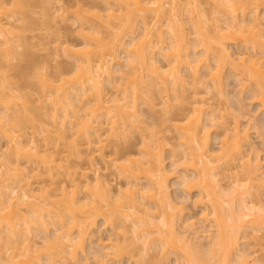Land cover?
<instances>
[{
    "label": "bare ground",
    "instance_id": "obj_1",
    "mask_svg": "<svg viewBox=\"0 0 264 264\" xmlns=\"http://www.w3.org/2000/svg\"><path fill=\"white\" fill-rule=\"evenodd\" d=\"M210 2L214 3V13H220L219 16L222 17L215 16L221 25L218 23L215 25L216 21L210 23L214 17L211 16L210 18L209 14H205L200 0L189 1L185 6L190 19L193 20V27L197 28L198 36L200 35V38L198 37L200 40L197 39L199 42L197 41L198 43L195 45H203L201 51H194L195 46L187 40L184 11L180 10V4L183 3L180 0H169L170 4L167 0H101L100 3H91L89 7L82 4L87 8L79 5L81 6L77 11L79 15L76 14L79 17V22L80 20L82 22L79 24L77 19L74 22H78L77 24L80 25H78L80 28L77 26L76 30L80 31L81 37H84L82 38L84 44H77L78 42L77 45L71 44L61 38L59 40L61 42L58 41L59 44L54 46L57 51L61 50L69 58L74 59L73 63L76 64L74 69L76 67L78 71L76 70L75 77L69 78L64 76V73L71 71L69 69V71L61 72L64 75L57 74L56 76L61 77L57 78V81L61 80L60 84L48 83V80L51 81L48 76L47 78L50 79L45 80L47 86L52 84L49 86L56 89L52 93L53 96L56 95V97L54 96L55 99H49L53 105H51L53 109H50L53 111L51 114L48 113L50 117L47 116L50 121H47L46 126L41 127L43 131H47L45 135H49L47 139L44 136L47 143H40L37 131L28 133V125L35 122V116L31 108L32 105H27L26 101L21 107L17 106L19 103L17 100L24 98L23 94L15 93L17 92V85L12 84L15 87L10 85L9 88L8 85H5L6 89L4 86L0 88V104L3 107L0 108V139H5L4 146L2 147L0 144V264H44V261L45 264H92L84 252V255L87 256L80 260L78 250L84 251L89 236L97 232L95 228L99 219H104V224L111 227V233L105 240L102 237L103 234L98 235L96 239L92 236L98 250L94 249L96 253L93 251L91 257H94V261L98 262L97 264H123V255L126 253H129L131 259H134L135 264H141L139 257L148 255L150 249L155 252V249H167L166 254L168 255L174 251L178 253L174 262L168 261L165 264H180L181 262L183 264H211L215 261H217L215 264H251L252 258L249 259L248 254L246 256L241 251L238 252L240 240L242 241L245 237L243 235L241 237L240 233L243 234V227L246 232L252 230L245 235H251L250 237H253L254 241L250 240L254 243H257L255 239L259 241L262 239L259 232L264 229V202L260 200L261 198H257L259 194L256 195L257 197L255 196L256 198H252V194L253 192H255L254 194L257 193L256 189L264 188V169L259 157L251 156L250 151L246 154L248 143H251L248 135L250 129L244 125L245 128L240 126V118L234 119L233 124L231 122L226 124L227 116L223 112L220 115L217 112L219 109L216 110L209 106L208 102L206 103L205 100L195 96V100H200L197 101L198 103H194L193 110L196 112L186 117L184 121H180L179 126L182 129L181 135L179 134L181 136L180 143L178 146H171L172 165L174 168L182 167V170L176 169L177 171L170 172L165 166L166 158L164 156V146L170 145V142L164 139L165 143L161 141V138L167 134L160 135L161 131L158 134L151 131L147 132L150 125L144 121V117L141 118V121L138 116L140 110L137 109L136 101L139 96H142L145 98L142 100L147 101L148 104L146 101L145 104L149 108L151 107V110L160 107L164 110V115L171 112L168 117L167 114L165 115L167 117L165 120L173 122L176 114L175 116L172 114L169 105L170 109H168L167 103L171 101V97L169 98L171 94L168 91L170 92L169 88L171 91L175 89L176 94L173 92V95L178 96H174L175 100L182 96L177 95L178 92L180 94L177 89L180 90V86H184V78L179 69V65L184 63V65L189 66L187 68L190 69L191 67L190 70L194 71V76L201 74L200 70L203 67L205 69L203 74L206 77L208 75L209 80H207L210 87L219 92L223 91L224 67L226 64H230L233 71H239V75L237 74L239 79L241 77L243 82L250 81V84L256 86L253 90V92L257 90L254 92V94L256 93L254 99L259 101L260 108L264 111V52L262 55L264 50L260 51L259 56L258 49H255L256 45L259 47V43L264 41L260 38L261 34L264 36V9H261L262 14L259 12L260 6L264 5V0H210ZM4 4L5 0H0V38L2 37V40L0 39L2 44L0 45H6L1 50V53L3 51L2 60L5 64L8 62L11 65L18 54L22 53H18V50L24 48L22 44L24 42H20L22 37L19 40L17 38L20 33L17 36L18 34L13 31L15 30L13 27L18 26L19 21L24 18L17 17L18 14H14V12H8ZM167 4L170 5L169 8L166 7ZM58 6L56 5L57 9L55 8L54 15L59 13L61 16V11H66V6L64 5V10L61 4ZM240 14L242 20L239 18V16L241 17ZM249 15L251 17L248 18ZM62 20L64 21V18ZM83 20L89 24L85 25ZM223 20L225 24L222 23ZM96 21L100 24H97ZM247 21L251 22V24L249 22L250 26L247 25ZM135 22L142 23V27L144 26L143 34L140 32L142 37L140 36L138 41L136 39L139 36L133 38ZM246 25L248 28H244ZM100 26H108L111 31L104 35ZM166 29L170 33L172 43H167V38L164 36L167 34ZM8 31L15 34L11 33L12 37H10ZM6 32L8 33L6 34ZM130 33L132 38H129ZM14 35H16L17 42L13 38ZM257 38H260V41ZM229 39L235 40L237 43L241 41V44L244 42L245 45H248V41H253V48L246 46L247 50H238L239 54L235 57V52L229 50ZM21 40L23 41V39ZM187 41L192 45L195 54L190 53L191 46ZM244 44L243 46H245ZM121 47L126 51L127 64L123 66L122 62H118L121 65L115 67L116 63L114 62L120 61L119 50ZM250 49L254 50L253 53ZM156 54V57L158 55L164 57V62L167 63L158 62L155 59ZM200 54L201 56H199ZM212 61L214 64L211 63ZM126 67L134 69V71L125 72ZM125 76L127 77L125 78ZM123 78H125L124 83L126 81L127 83L125 88L123 87L124 91H122L121 96L106 92V85L111 84L110 86L114 89L122 84L119 82ZM51 95L46 97L50 98ZM159 97L163 100H158ZM48 98L44 97L43 103L37 109L41 111L49 107ZM90 107L93 108L91 112H89L90 110L87 111ZM216 112L219 114L218 116ZM39 114H42V111ZM44 114L48 115L47 110L44 111ZM134 117L136 121L140 119L137 124L133 120ZM116 118L122 120L121 125L118 124L119 121ZM175 120L174 127H178L176 125L178 121L176 120V123ZM105 123L114 124L110 128L113 130L112 133L116 134L112 136H116L117 140V135L126 134L125 136H128L131 127L132 129L138 127L142 129V132H146V135L142 136L143 139L141 138L143 150L140 148V156L142 158L129 157V159L117 164L115 158H112L111 162L106 155L99 154L105 169L108 170L114 163L118 170L117 175L127 179L126 185L119 186L118 189L111 188L108 174L107 180L105 177L103 178L106 173L102 175L99 172L102 167L100 168L101 161L98 160L99 158L97 159L98 153L103 152L107 146V143L104 142L105 135L103 133L107 132L104 129L107 125ZM215 125L220 129L222 127L221 130L224 131L223 137L220 132L222 147L218 150L221 151L219 154H216L210 146V129ZM128 126L130 129L127 131ZM170 130L168 129L169 132H172ZM217 132L219 133L218 129ZM26 135L31 137L28 138ZM50 136H54L53 140L55 138L59 141L63 140L61 142H64L66 148L64 146L65 149L63 147L58 149L57 143L56 145L53 144L54 148L51 147L52 140L50 139L52 137L49 138ZM78 136H81L82 140ZM42 154L46 156L44 157ZM31 156L32 158L34 156L41 158L38 166L31 168L34 169L35 175L32 177L29 175L31 171H26L24 162L21 163L24 158ZM71 157H75L76 161H72ZM59 159L61 161H58ZM83 164L86 165L83 166ZM217 168L221 174L216 171ZM241 168L242 171L239 172ZM36 169H38L37 174ZM92 170L94 172H91ZM142 171L144 175L141 174ZM241 173L245 176H242L244 177L243 180ZM218 174L222 175L221 179H227L226 183L229 179L230 182L228 183L230 188L233 185L232 189H229L228 185L220 183V179H217ZM174 175L184 184L185 190L191 191L197 187L200 195L198 198L202 200V203L205 200L204 210L202 209L203 213L201 214L207 221L209 228L203 230L207 233L206 235L203 231L200 232L211 239L209 242L211 247L208 252L207 249L206 251L203 250L204 255L201 254L202 252L198 256L193 254L191 251L193 248L191 249L190 245L191 240H188V234H186L187 229L192 227L191 232H194L193 234L197 238L198 235L201 236L195 221L188 220V226L184 224V227L181 226L182 228L177 226L178 205L169 194L166 184L168 177ZM58 176L62 178L55 179ZM33 177H39V180L33 183L30 181L32 180L30 178ZM142 179L146 182L144 183ZM45 180L51 181V183L47 181L49 185H46ZM56 181L61 185L58 184L57 188H51L52 184L57 183ZM16 183L17 185L19 183L21 188L20 185L16 187ZM18 188L20 189L18 190ZM252 188H255L254 191ZM54 189L56 191L59 189L60 194L58 191L55 193ZM248 196L251 199L248 200ZM54 197L56 198L54 199ZM223 197L227 198L223 199ZM203 198L206 199L203 200ZM46 214L49 216L47 217ZM130 221L132 224H130L131 226L128 224V227L127 223ZM188 221L184 220L183 223ZM50 223L56 225L53 227L55 232L53 231L54 234L51 235V239L50 235L45 233L50 230V225H53ZM117 223L120 225L117 226ZM120 227L124 228L123 231L119 230ZM184 228L185 230H182ZM247 228H249L248 231ZM38 229H40L39 232H37ZM128 230L132 231L133 234L129 235ZM40 232L45 236L47 235L46 238L48 239H45L48 243L45 242L44 238H42L44 241L39 243L40 238L37 235ZM42 237L44 236L42 235ZM202 239L201 241H203ZM48 240H52L53 243L51 241L49 243ZM37 243L44 244L46 248ZM260 243L262 242L260 241ZM138 245L141 248L136 251ZM93 247L95 246H92V249ZM3 248L6 252H3ZM41 253L45 255V258L41 256ZM208 253L211 254L209 257H216L217 260L214 259V261L211 257L210 259L207 256ZM178 255H181L184 261H181L182 258ZM144 257L142 256V258ZM207 258H209L208 261ZM152 260L154 261L155 258ZM152 260H149V263L153 264ZM210 260H212L211 263H209ZM263 262L257 264H263ZM156 263L161 264L162 262Z\"/></svg>",
    "mask_w": 264,
    "mask_h": 264
},
{
    "label": "rangeland",
    "instance_id": "obj_2",
    "mask_svg": "<svg viewBox=\"0 0 264 264\" xmlns=\"http://www.w3.org/2000/svg\"><path fill=\"white\" fill-rule=\"evenodd\" d=\"M59 1H61V2H59ZM168 1V4H170L169 3V0H167ZM183 4H180V10L181 11H184V22H185V27H186V29H185V32H186V34H188L187 35V40H189V42L192 44V45H194L195 46V48L196 49H194V51H199L202 47L201 46H203V45H201V46H197V45H195L196 43H198L199 42V38H200V35L198 36V31H196L197 30V28L195 29L193 26V24H192V21L193 20H191L190 19V17H189V14L187 13V9L185 8V6H187V2H189V1H192V0H180ZM206 1V2H205ZM96 2H101V0H5V6H6V8H7V11L8 12H10V13H13L14 12V14H18V15H16L17 17H19L20 16V18L21 17H23L24 19H22V21H19V25L18 26H15V28L13 27V29H15V30H13L16 34H18L17 36H19V33H20V36L19 37H17L18 38V40H19V38L20 37H22L21 39H23V41L20 39V42L22 43V42H24V43H22L23 44V47L24 48H22L21 50L19 49L18 51V53H20V52H22V53H20V54H18V57L12 62V64L11 65H9L8 64V62H7V64H5L4 63V60H2V55H3V51H2V53H1V50H3V48H4V46H6V45H0V88L2 87V86H4L5 87V89L7 88L5 85H8V88L10 87V85L11 86H13V87H15L14 85H12V84H16L17 86H16V88H17V92H15V93H17V94H23L24 95V98L22 99V100H17V102H19L18 104H17V106H19V107H21V105L24 103V101H26V103H27V105L29 104V105H32L31 106V108H32V110H33V115L35 116V122L33 123V124H30V125H28V128H27V131H28V133H33L34 131H37V136H38V140H40V143H47L46 142V140L44 139V136H46L45 134H47L45 131H43L42 129H41V127L42 126H46L48 123H47V121H50V120H48V118L50 117L49 115L51 114V112L53 111H51L50 109H53V105L51 104V102H50V100L51 99H55V97H56V95H54L53 96V94L52 93H54L55 92V87L54 88H52L53 86H49V85H52V84H49L48 86L45 84L46 82H45V80H48V79H50L51 78V81H49L48 80V83H55V84H60L61 83V80L60 81H57L58 79V77H60V76H56L57 74H59L60 75V73L63 71H67L68 69L69 70H71V71H69V72H67V73H64V74H62V75H64L65 77H75V73H77L76 72V67H75V69H74V66H76V64H75V62L73 63V61H74V59L72 60V58L70 57H68L67 55H65L61 50V52L60 51H57L55 48H54V46H57V45H55V44H59L61 41H59V40H61V38L63 39V40H66V42L68 41V43H71V44H76L77 42V44H79V43H82V44H84L83 43V39L82 38H84L83 36L81 37V35H79V32L76 30L80 25L79 24H81V20H80V22H79V20H78V15H79V13H77V11L79 10V7H81V6H83V5H87V7H89V5H91V3H96ZM200 2H201V5H202V9H204V11L206 12L205 14H209L210 15V18H211V16H213L214 17V20H212V22H210V23H213V21H216V23H215V25L218 23L217 22V18L215 17V16H219V14L220 13H214L215 11H214V3L213 2H210V0H200ZM63 3V4H62ZM21 4H24V5H21ZM62 5L63 6V10L65 9V6H66V11H61L62 12V15L64 16H60L59 15V13H58V15H54V13H55V10L57 9L56 8V5L58 6V5ZM83 4V5H82ZM168 4L166 5V7L167 8H169L170 7V5L168 6ZM185 4V5H184ZM264 4V3H263ZM65 5V6H64ZM79 5H81V6H79ZM104 5V4H103ZM59 7V6H58ZM83 7H86V6H83ZM86 7V8H87ZM56 8V9H55ZM264 9V5H262V6H260V9H259V12L262 14L263 13V11L262 10ZM60 12V13H61ZM79 12H81V11H79ZM201 12H203V11H201ZM66 14V17H65V14ZM78 15H77V14ZM82 13H83V11H82ZM9 14V13H8ZM76 15H77V18H75L76 17ZM241 15V14H240ZM7 16V15H6ZM68 16V17H67ZM220 17V16H219ZM248 18L249 17H251L250 15L249 16H247ZM61 18V19H60ZM64 18V21L62 20ZM67 18H68V20H67ZM216 18V19H215ZM220 18H222V17H220ZM220 18H218L220 21H222V19H220ZM239 18H240V20H242L243 18H242V15H241V17L239 16ZM77 19V21L79 22V24H77V23H75L74 21ZM105 20H106V18H105ZM117 20V19H116ZM250 20V19H249ZM84 21V20H83ZM99 21V20H98ZM138 22H139V20H137ZM136 21V22H137ZM210 21V20H209ZM219 21V22H220ZM85 22V21H84ZM100 22V21H99ZM97 23V21H96V23L97 24H100V23ZM135 22V28H134V33H133V38H134V36L136 37H138V39H136L137 41L138 40H140V36H141V33L140 32H142V34H143V31H144V26L142 27V23H136ZM141 22V21H140ZM250 22V21H249ZM249 22L247 21V25H249L250 26V24H251V22H250V24H249ZM75 23V25H72V24H74ZM87 23L88 22H85L84 24L85 25H87ZM222 23H224V20H223V22ZM241 23H242V21H241ZM89 24V23H88ZM219 25H221V22L220 23H218ZM217 24V25H218ZM225 24V23H224ZM79 25V26H78ZM103 25H105V24H103ZM247 25H246V27H244V28H248L247 27ZM75 26H76V28H75ZM78 26V27H77ZM101 27V30H102V33L104 34V35H106L108 32H110L111 31V29L108 27V26H100ZM108 27V28H107ZM80 28V27H79ZM218 29H219V26H218ZM81 30V29H80ZM248 30V29H247ZM83 32H84V30H82ZM88 31V30H87ZM86 31V32H87ZM90 31V30H89ZM9 32V33H8ZM8 32H6V34L8 33L9 34V36L10 37H12V34H15V33H13V32H11V31H8ZM165 32H167V29L165 30ZM247 33H248V31H246ZM12 33V34H11ZM11 34V35H10ZM82 34V33H81ZM89 34V33H88ZM110 34V33H109ZM135 34V35H134ZM140 34V35H139ZM83 35V34H82ZM262 35V34H261ZM260 35V38H262L263 40H264V36H261ZM264 35V34H263ZM8 36V37H9ZM15 37H13L14 38V40L17 42V38H16V35H14ZM108 36V35H107ZM164 36H165V38H167V43H169V42H171L172 41V39H171V36H170V33H168L167 32V34L165 35L164 34ZM106 37V36H105ZM108 37H110V36H108ZM107 37V38H108ZM136 37V38H137ZM142 37V36H141ZM199 37V38H198ZM2 38V37H1ZM0 38V39H1ZM4 38V37H3ZM65 38V39H64ZM129 38H132L131 37V33H130V36H129ZM260 38H257L258 39V41H260L259 39ZM58 39V40H57ZM170 39H171V41H170ZM197 39H199V40H197ZM2 40V39H1ZM0 40V41H1ZM4 40H5V38H4ZM13 40V41H14ZM55 40H56V42H55ZM85 40V39H84ZM130 40V39H129ZM249 40H251V39H249ZM58 41H59V43H58ZM86 41V40H85ZM198 41V42H197ZM230 41V42H229ZM229 41H228V47H229V50L231 51V52H235L234 53V56L235 57H237V55L239 54L238 52L239 51H243V50H247V48H246V46L248 47V48H253L252 46H253V41L251 42V41H248L247 42V44L249 45H245L244 44V42L241 44L240 42L241 41H238V43H237V41H235V40H231V39H229ZM19 42V41H18ZM188 42V41H187ZM188 42V44H190ZM263 43H259V47L256 45V47H255V49L257 50V51H259V52H257V51H255V52H257V53H259V56H260V51H262V50H264V41H262ZM172 43V42H171ZM236 43V44H235ZM250 43H252V44H250ZM0 44H2L1 42H0ZM76 44V45H77ZM189 45V46H191V50H190V53L191 52H193V47H192V45ZM200 44V43H199ZM238 44H239V46H238ZM241 44V45H240ZM243 44L245 45V46H243ZM24 45H26V46H24ZM169 45H171V44H169ZM255 45V44H254ZM166 46H168V45H166ZM197 46V47H196ZM261 47V48H260ZM244 48V49H243ZM246 48V49H245ZM121 50H119V54H120V56H119V58H120V61H117V62H114V63H116L114 66L115 67H118L119 65H121V64H123V66H126V64H127V61H126V51H125V49L124 48H120ZM242 49V50H241ZM125 52H124V51ZM239 50V51H238ZM249 50V49H248ZM251 50V52L252 51H254L253 49H250ZM201 51V50H200ZM58 52H60V53H58ZM254 52V53H255ZM263 52L264 51H262V55H263ZM194 54H195V52H193ZM201 53V52H200ZM232 53V54H233ZM237 53V54H236ZM253 53V52H252ZM158 54V53H157ZM157 54L155 55V59H157V61L158 62H161L162 63V61L164 62V57H162L161 55H158V57H156L157 56ZM258 55V54H257ZM199 56H201V54L199 55ZM199 56H198V58H199ZM4 57V56H3ZM211 57H212V55H211ZM210 57V59L212 60V58ZM163 58V59H162ZM4 59V58H3ZM165 59H166V57H165ZM6 61V60H5ZM118 62H122L121 64H119ZM113 63V64H114ZM164 63H167V62H164ZM163 63V64H164ZM195 63V62H194ZM211 63H213L214 64V61H212ZM75 64V65H74ZM185 64V63H184ZM184 64H182V65H179V69H180V73H181V75H182V77L184 78L183 80H184V86H180L181 88H180V90L179 89H177L178 91H180V94H179V92L177 93V95H182V96H179L180 98H177L176 100H175V97H178V96H175V95H173L174 93L173 92H175V89L173 90V91H171V88H169V90H170V92L168 91V93L169 94H171V96L169 95V98H170V100L172 101V103H171V101H170V103L168 102L167 103V106L169 105L170 107H171V111H172V114L175 116V114H176V116H175V118H176V120L178 121V123H177V121L175 120V118H174V120L176 121V125H178V127H174L175 126V123H174V120H173V122L172 121H169V120H165L167 117H168V115H170L171 114V112H168V113H166L167 114V117L164 115V110L163 109H161L160 107L159 108H155V109H153V110H151L146 104H145V101H143L145 98H143L142 96H139V99L136 101V103H137V109H139L140 111V115H138L139 117H140V119L142 118V117H144V121L145 122H147L148 123V125H150L149 126V128H148V131L147 132H153L154 134L155 133H159V131H161V133H160V135L161 134H167V135H164L162 138H161V141H169L170 142V145L169 144H167V146L169 145V147H167L166 145L164 146V156H165V161H166V163H165V166H166V168H168L167 170L168 171H170V172H172L173 170L174 171H179V170H182V167H176V168H174V166L172 165V162L171 161H173L172 159V154H171V146H178L179 145V139H180V137L181 136H179V134L181 135V132H182V129H181V127L179 126L180 125V121H184L185 120V118L186 117H188V116H191V115H193L196 111H194L193 110V106H194V103L196 104V103H198L199 101L198 100H195L197 97H200L201 98V100H205L204 102H208V105L209 106H211V107H213V108H215L216 110L217 109H219V111H217L220 115L222 114V112L227 116L226 117V119L227 120H225V121H227V123L226 124H228V123H232V121L233 122H235L234 121V119H237V118H240L239 120H240V126L241 127H248V129H250V130H248L249 131V140H250V142L251 143H248L247 145H248V149H246V147H245V149H246V151L248 150V152H246V154H248V153H250L251 152V156H253V157H259V159H260V161H261V164H262V168L264 169V111L262 110V108H260V103H259V101H257L256 100V98L254 99V96H255V94H254V92L255 91H257V90H255L254 92H253V90L255 89V87L256 86H254V84H250V81H248V79L246 80L245 79V76H243V78L246 80V81H248V82H243V79H241V77H240V79H239V71H237V72H235V71H233L232 70V66L230 65V64H226L225 65V67H224V74H223V77H224V80L222 79V83L224 82V85H222V92H219V91H216L214 88H211L210 87V83H209V79H208V75H207V77L206 76H204V74H203V72H205V69L202 67V69L200 70V73L201 74H199L198 76L196 75V76H194V74H193V70H190L191 69V67H190V69L189 68H187V67H189V66H186V65H184ZM118 65V66H117ZM114 67V68H115ZM78 71V70H77ZM129 72V73H131V72H133L134 71V69H131V68H127L126 67V71L125 72ZM117 73V72H116ZM126 74V73H125ZM193 74V75H192ZM238 74V75H237ZM206 75V74H205ZM241 75V74H240ZM47 76L48 77H50V78H47ZM55 76H56V78H55ZM44 77V78H43ZM63 77V76H62ZM127 76H125V78H126ZM46 78V79H45ZM61 78V77H60ZM125 78H123V79H121L122 81H120L119 83H122V84H120L119 86H117L116 88H114L113 89V87L112 86H110L108 83V85H106V92H108L109 94H111V93H116V95L118 94V96H121L122 95V91H124L123 89L125 88V86H126V83H127V81H126V83H124V79ZM208 79V80H207ZM56 82H55V81ZM127 80V79H126ZM242 81V82H241ZM248 83V84H247ZM117 84V83H116ZM118 85V84H117ZM170 85V84H169ZM169 85H168V87H169ZM243 85L245 86L244 88H243ZM116 86V85H115ZM171 86V85H170ZM247 86V87H246ZM3 87V88H4ZM108 87V88H107ZM124 87V88H123ZM172 87V86H171ZM250 87V88H249ZM252 87H254L253 89H252ZM16 88H14V89H16ZM8 90V89H7ZM221 91V90H220ZM9 93H10V91H9ZM52 94V95H51ZM164 94V93H163ZM175 94H176V92H175ZM7 94H5V96H6ZM22 95V96H23ZM51 95V97L50 98H48L49 96ZM115 95V94H114ZM173 95V96H172ZM8 96V95H7ZM42 96H44L45 98H48V101L50 102V106H51V108H50V106L49 107H47L45 110L43 109V110H41L42 111V114H39V113H41V111L39 110V109H37L38 108V106L41 104V103H43L42 102V99H43V101H44V97L42 98ZM46 96H48V97H46ZM175 96V97H174ZM195 96H196V98H195ZM9 97V96H8ZM8 97H6V98H8ZM174 98V99H173ZM203 98V99H202ZM50 99V100H49ZM53 99V100H54ZM143 99V100H142ZM158 100H163V99H160V97L158 98ZM157 100V101H158ZM143 101V102H142ZM198 101V102H197ZM55 102V101H54ZM54 102H53V104H54ZM159 102V101H158ZM143 103V104H142ZM146 103H147V101H146ZM14 104V103H13ZM139 104V105H138ZM148 104V103H147ZM3 105V104H2ZM13 106V105H12ZM14 106H15V104H14ZM139 106V107H138ZM150 106V105H149ZM169 106H168V109H170L169 108ZM198 106V105H197ZM158 107V106H157ZM173 107V108H172ZM196 107V106H195ZM0 108H3L2 106H1V104H0ZM91 108V109H90ZM90 108H88L87 109V111L88 110H90L89 112H91V110L93 109L92 107H90ZM37 109V110H36ZM1 110V109H0ZM47 110V114L48 113H50V114H48V115H46V114H44V111H46ZM162 112H161V111ZM139 112H138V114H139ZM217 112H216V114H217ZM206 113H207V111H206ZM204 114V113H203ZM219 114H217V116L219 115ZM33 116V117H34ZM47 116H49V117H47ZM172 116V115H171ZM206 116V115H205ZM237 116V117H236ZM166 117V118H165ZM120 118V117H119ZM136 118H137V116H136ZM136 118L134 117V119L133 120H135L136 121ZM169 118H172V117H169ZM116 119H118V118H116ZM139 119V118H138ZM140 119L139 120H137V121H140ZM34 120V119H33ZM32 120V121H33ZM132 120V121H133ZM118 124L120 123V125H121V121L118 119ZM137 121L135 122V124H137ZM141 121H142V119H141ZM206 123H208L207 121H205ZM220 122V121H219ZM139 124H140V122H138ZM147 123H146V125H147ZM171 123V124H170ZM105 124H107V123H105ZM104 124V125H105ZM117 124V123H116ZM117 124V125H118ZM144 124V123H143ZM174 124V125H173ZM233 124V123H232ZM27 125V124H26ZM103 125V126H104ZM108 125H109V127H108ZM114 124H107V125H105V127H104V129L107 131V132H103L104 133V135L106 136H104V142H105V144L107 145L106 146V149H104V151L103 152H101V153H98V157H97V159L98 160H100L101 159V157H100V155L103 153L104 155H106L107 156V158H110V160L112 159V158H115V161H116V163L117 164H120V163H122L123 161H125L126 159H129V157H131V158H133L134 156L135 157H137V158H140L141 156V152H140V148H141V138H142V136L143 135H146V132H142V129L141 128H138L137 127V125H135L137 128H133L132 129V127H131V129H130V127L128 126V128H127V131H128V136H125V135H123V136H119V135H117L118 136V140H117V137L116 136H112V135H116V134H114V132L112 133V128H110V126H113ZM133 125V124H132ZM142 125V124H141ZM141 125H138V126H141ZM244 125V126H243ZM134 126V127H135ZM171 126V127H170ZM219 126H222V125H219ZM214 127V126H213ZM212 127V129H210V133H211V136H210V146H211V148H212V150L216 153V154H219L221 151H218L219 149H221V147H222V144H221V135H222V137H223V132H222V127H221V129H220V127H218V126H216L215 125V127L213 128ZM218 127V128H217ZM244 127V128H245ZM147 128H146V130H147ZM134 129H136V130H134ZM168 129H171L170 131H172V132H169L168 131ZM181 129V130H180ZM217 129H218V131H219V133L217 132ZM109 130V131H108ZM123 130V129H122ZM145 130V129H144ZM224 130V129H223ZM68 131V130H67ZM165 131V132H164ZM166 131H168V133H166ZM123 132V131H122ZM125 132V131H124ZM123 132V133H124ZM178 132H180V133H178ZM220 132H221V135H220ZM126 133V132H125ZM143 133H145V134H143ZM217 133V134H216ZM149 134V133H148ZM151 134V133H150ZM153 134V135H154ZM219 134V135H218ZM29 135H31V134H29ZM219 137H218V136ZM28 138H30L31 136H28V135H26ZM36 136V137H37ZM49 136V135H48ZM48 136H46L45 138L47 139L48 138ZM178 136H179V138H178ZM52 137V139H50V140H52L51 141V147H53L54 148V145H56V143L58 144V145H56V147L58 146V149L60 148V149H62V147L64 148V142H61V141H63V140H61V141H59V140H56V138H55V140H53L54 139V136H50L49 138H51ZM79 138H81V140H82V137L81 136H78ZM106 138H107V140H106ZM115 138V139H114ZM143 139V138H142ZM164 139V140H163ZM1 141V145H2V147L4 146V144H5V139H0ZM49 140V139H48ZM49 140V141H50ZM78 140H80V139H78ZM80 140V141H81ZM165 141H164V143H165ZM168 142V143H169ZM50 144V143H49ZM54 144V145H53ZM65 144H67V142L65 141ZM109 144V145H108ZM59 145H60V147H59ZM56 147H55V149H56ZM53 148H51V149H53ZM65 148H66V146H65ZM64 148V149H65ZM94 148H96V147H94ZM244 149V150H245ZM141 150H143L142 148H141ZM114 151V152H113ZM115 151H116V153H115ZM250 151V152H249ZM43 152H45V151H43ZM66 154V153H65ZM100 154V155H99ZM180 154H181V152H180ZM44 157L46 156L45 154H42ZM143 155V154H142ZM41 156V155H40ZM40 156H38V157H40ZM58 157V156H57ZM134 157V158H135ZM28 158H30V159H28ZM43 158V157H42ZM60 158V157H59ZM142 158V157H141ZM172 158V159H171ZM176 158H178V157H176ZM179 158H180V156H179ZM25 159H28L27 161L25 160ZM41 158H36V156H34V158H32V156L31 157H26V158H24L23 160L24 161H21V163L22 162H24V164L23 165H25V167H26V171H28L29 170V172L31 173H29V175H31V177H32V175H34V169H31L33 166L35 167H37L38 166V162L40 161L41 162V160H40ZM61 159V158H60ZM58 160V161H61V160ZM71 160L72 161H76L75 160V157H71ZM70 160V161H71ZM109 160V161H110ZM253 160H254V158H253ZM101 161V160H100ZM107 161H108V159H107ZM241 161V160H240ZM240 161H238L239 163H240ZM111 162H112V160H111ZM237 162V163H238ZM57 163V162H56ZM73 163H75V162H73ZM77 163V162H76ZM186 164H187V162H186ZM84 165H86V164H83V166ZM100 168L102 167L103 169H105V167H103L102 165H104L103 164V162L101 161L100 162ZM116 164H112V166L111 167H109V169L107 170V169H105V170H103L102 168L100 169V173L103 175L104 173H106V174H104V176H103V178L105 177V179H107L108 177H107V174H108V176H109V180H110V182H111V184H110V186H111V188H113V189H118L117 187H119V186H124V184L126 185V178L124 177V176H121V175H117V173H118V170H117V168H116V166H115ZM233 165H235V164H233ZM105 166V165H104ZM33 167V168H34ZM171 168H174V169H171ZM219 168V167H218ZM217 168V170L216 171H219V169ZM222 168V167H221ZM177 169V170H176ZM223 169V168H222ZM240 169V168H239ZM37 170L38 169H36V174H37ZM56 170V169H55ZM54 170V171H55ZM106 171V172H105ZM215 171V172H216ZM242 171V168H241V170H239V172H241ZM91 172H94V170H92ZM141 172V171H140ZM190 173H191V171H189ZM220 172V174H221V171H219ZM238 172V173H239ZM56 173L58 174V172L56 171ZM144 172L142 171V173L141 174H143ZM56 174V175H57ZM92 174V173H91ZM179 174V173H178ZM220 174H218L219 176L217 177V179L219 178L220 179V183L222 184V185H224V184H226V185H228V187H229V189H232V187H233V185L231 186V188H230V186H229V183L228 182H230L229 181V179H228V184L226 183V181H227V179L225 180H223V179H221V176L222 175H220ZM29 175H27V176H29ZM106 175V176H105ZM144 175V174H143ZM142 175V176H143ZM35 176V175H34ZM37 176H39V175H37ZM41 176H43V175H41ZM48 176V175H47ZM46 176V177H47ZM141 176V177H142ZM176 175H174V176H170V177H168V180H166L167 181V185H168V190H169V194L172 196V198L175 200V202H176V204L178 205V208H177V212L178 213H176V217H177V223L179 224H177V226L178 227H180V228H182V227H184L183 225L184 224H187V226H188V223H189V221H195V224H196V226H197V229H199L198 231L200 232V231H203L204 229H208L209 227H208V223H207V221H205V219L202 217V214L201 213H203L202 212V209L204 210V203H205V200L204 199H206V198H203V200H204V203H202L201 201V199L200 198H198V195H199V191H198V188L197 187H195V189H193V190H191V191H188L187 189L185 190L184 189V184H182V182H181V180H179L177 177H175ZM242 176H244V175H242V173H241V179L242 178H244V177H242ZM45 177V176H44ZM59 177V176H58ZM55 178V179H57V180H59L60 178H62L61 176L59 177V178ZM29 178V177H28ZM125 178V179H124ZM143 178H144V176H143ZM240 178V177H239ZM30 179H32V180H30L31 182H36L37 180H39V177H33V178H30ZM42 179V178H41ZM47 179H48V177H47ZM218 179V180H219ZM108 180V179H107ZM243 180V179H242ZM48 181V180H47ZM46 180L44 181V183L46 184V185H49V183H51V181H48L47 182ZM55 181V180H54ZM142 181L145 183L146 181L144 180V179H142ZM57 183L55 184L54 183V185L52 184V187H51V185H50V187L51 188H54V187H56L59 183H58V181H56ZM232 184V183H231ZM230 184V185H231ZM18 185H20L19 183H18ZM17 185V183H16V187L18 186ZM32 185H34V184H32ZM36 185V184H35ZM61 184H59V186H60ZM12 186H14L13 185V183H12ZM11 186V187H12ZM33 187V186H32ZM58 187V186H57ZM56 187V188H57ZM20 188H21V185H20ZM20 188H18V190L20 189ZM120 188V187H119ZM197 188V189H196ZM257 188V187H256ZM253 189V188H252ZM255 189V188H254ZM254 189H253V191H254ZM262 189V190H261ZM259 188L258 190L256 189V194H254L255 192H253V196H252V198L253 197H255L256 195H258V197L257 198H261L260 200L262 201V202H264V188ZM59 190V189H58ZM57 190V191H58ZM54 191H55V193L57 192L55 189H54ZM114 191V190H113ZM60 191H58V193H59ZM60 194V193H59ZM122 195V194H121ZM58 196H60V195H58ZM200 196V195H199ZM255 197V198H256ZM56 197H54V199H55ZM227 197H223V199H226ZM199 199H200V201H199ZM249 199H251V197L249 198V196H248V200ZM146 200V199H145ZM147 201V200H146ZM207 204V203H206ZM263 204V203H262ZM227 205V204H226ZM47 215V217L49 216L48 214H46ZM46 217V218H47ZM121 219V218H120ZM119 219V220H120ZM104 219H99V222H98V224H97V226H96V228H95V231H97V232H94V234L92 235L93 237H95V239H96V237L98 236V235H101V234H103L102 235V237H103V239L105 240V239H107L108 237L107 236H109L110 235V231H111V227L110 226H107V224H104V221H103ZM180 220V221H179ZM182 220V221H181ZM188 221L187 223H183V221ZM51 221V220H50ZM118 222V221H117ZM129 222V221H128ZM180 223H183V224H181L180 225ZM50 224H53V223H50ZM118 224V225H117ZM116 225L117 226H119L120 225V223H117ZM130 225V224H132V222L130 221V223H127V225ZM204 224V225H203ZM110 225V224H109ZM129 225H128V227H129ZM56 225H50V230H48V231H50V232H45L47 235H50L49 237H50V239L52 238V234H54V229H53V227H55ZM131 226V225H130ZM182 226V227H181ZM186 226V225H185ZM204 226H206L205 228H204ZM52 227V228H51ZM110 227V228H109ZM127 227V228H128ZM208 227V228H207ZM121 228V227H120ZM179 228V229H180ZM187 228H189V227H187ZM186 228V229H187ZM191 228L192 227H190L189 228V230L187 229V231H186V234H188L187 236H188V240H191L190 241V245H191V249L193 248V250H191V251H193V254H197V256H198V254L199 253H201L202 255H204L203 254V250L205 249V251H206V249H207V252L208 251H210V250H208V249H210V247L211 246H209V242L211 241V239L210 238H208V237H206L205 235L207 234V233H205L204 231V233H205V235L203 234V232H200L201 233V236H199L198 235V238L195 236V234H193L194 232H191ZM123 227L121 228V229H119V230H122L123 231ZM131 229V228H130ZM202 229V230H201ZM242 229H243V234L242 233H240V236L241 235H243V239H242V241L240 240V246H239V251L238 252H242L243 254H246V256H248V258L249 259H251L250 261H251V264H257L258 262H263L264 261V229L262 230V232H259V234H260V237L262 236V239L260 240L262 243H260V241L259 240H257V239H255L256 241H257V243L255 244L253 241V237L251 238L249 235L248 236H246L245 234H247L248 232H251L252 230H249V228H247V231L248 232H246L245 230L246 229H244L243 227H242ZM39 230L40 229H38V231L37 232H39ZM182 230H185V228L184 229H182ZM194 230V229H193ZM192 230V231H193ZM54 231V232H53ZM99 231V232H98ZM129 231V235H132L133 233H132V231L130 232V230H128ZM214 231V230H213ZM212 231V232H213ZM188 232V233H187ZM198 232V234H200ZM207 232V231H206ZM211 232V233H212ZM246 232V233H245ZM100 233V234H99ZM126 233V232H125ZM124 233V234H125ZM214 233V232H213ZM212 233V234H213ZM38 234V233H37ZM109 234V235H108ZM123 234V233H122ZM127 234V235H128ZM203 234V235H202ZM258 234V235H259ZM42 235L44 236V237H42ZM46 235V236H47ZM52 235V236H51ZM121 235V234H120ZM197 235V234H196ZM40 239H39V243H41L40 241H44L45 240V242L47 241L46 239H48V238H46V236L42 233V232H40L38 235H37ZM92 236H89V238L87 239V243H86V247H85V249H84V251H82L81 249H79L78 250V254H79V256L81 257L80 258V260L82 259V257H84V256H87L88 255V257H89V259H90V262L92 263V264H97L95 261H94V257H91L92 255H93V253L95 252L94 251V249L95 250H98L97 249V244H96V242H95V244H94V242H93V240H94V238H92ZM105 236V237H104ZM122 236V235H121ZM204 236L207 238H205L204 239ZM213 236H214V234H213ZM124 237V236H123ZM197 239H196V238ZM242 237V236H241ZM259 237V238H260ZM36 238V237H35ZM42 238H44V240H42ZM46 238V239H45ZM191 238H193V239H191ZM203 240V241H201V239ZM38 239V238H37ZM253 240V241H251V240ZM36 240V239H35ZM55 240V239H54ZM122 240V239H121ZM209 240V241H208ZM213 240V239H212ZM37 241V240H36ZM49 241V240H48ZM51 241V243H53V241L52 240H50ZM50 241H49V243H50ZM252 243H251V242ZM259 241V242H258ZM38 242V241H37ZM128 242V241H127ZM138 242H140V241H138ZM138 242H137V244H138ZM205 242V243H204ZM208 244H207V243ZM250 242V243H249ZM43 243V242H42ZM46 243H48V242H46ZM141 243V242H140ZM139 243V244H140ZM38 244V243H37ZM121 244L123 245V243L121 242ZM125 244V243H124ZM136 244V245H137ZM195 244V245H194ZM204 244H205V246H204ZM39 246L41 245V247H45L44 246V244H38ZM47 245V244H46ZM192 245H193V247H192ZM199 245H201L200 247H199ZM207 245V246H206ZM92 246H95V247H93V249H92ZM197 246V247H196ZM195 247V248H194ZM205 247V248H204ZM209 247V248H208ZM46 248V247H45ZM137 249H136V251L138 250L139 251V249L138 248H141V247H139V245H138V247H136ZM4 249V248H3ZM197 249H202V251H197ZM156 250V252L154 251V250H152V249H150V253L147 255V254H145V257H144V255H142L144 258H142V256L141 257H139V258H141V264H151V263H149V260H152V259H154L155 258V260H156V262H162L161 264H163V262H164V264L165 263H168V261L169 262H174L175 261V257H177V252L176 251H174V252H171V254H166V250L167 249H164V250H160V249H155ZM157 250H159V251H157ZM194 250H195V252H194ZM5 251V249L3 250V252ZM45 251H47V250H45ZM45 251H44V253H45ZM80 251V252H79ZM82 251V252H81ZM94 251V252H93ZM142 251V250H141ZM140 251V252H141ZM6 252V251H5ZM85 254H87V255H84V253ZM12 253H14L13 251H12ZM96 253V252H95ZM138 254H139V252H137ZM142 253V252H141ZM140 253V254H141ZM236 253V252H235ZM144 254V253H143ZM201 254H199V255H201ZM238 254V253H237ZM248 254V255H247ZM209 255H211L210 253H208L207 254V256L209 257ZM236 255V254H235ZM250 255H251V257H250ZM41 256L43 257V258H45V255L43 254L42 255V253H41ZM130 255H129V253H126L125 255H123V261H122V263L123 264H128L129 262L131 263V264H135L134 262V259H131L130 257H129ZM140 256V255H139ZM179 256V255H178ZM181 256V255H180ZM179 256V257H180ZM205 257H206V254H205ZM211 258H212V256H210ZM209 257V258H210ZM236 257V256H235ZM85 258V257H84ZM181 258H182V256H181ZM209 258H207V261H208V259ZM210 258V259H211ZM122 259V258H121ZM143 259H144V263H143ZM206 259V258H205ZM213 260L214 259H216V257L214 258H212ZM132 260V261H131ZM155 260L153 261L152 260V262H154L153 264H157L156 262H155ZM217 260V259H216ZM44 261V260H43ZM181 261H184V258H182V260ZM211 261L212 260H210V262L209 263H211ZM215 261V260H214ZM217 261H215V263H216ZM253 262V263H252ZM129 263V264H130ZM180 263V262H179ZM182 264H183V262H181ZM180 263V264H181ZM208 263V262H207ZM214 262L213 263H211V264H215ZM44 264H45V261H44ZM58 264H60V263H58ZM100 264V263H99ZM263 264H264V262H263Z\"/></svg>",
    "mask_w": 264,
    "mask_h": 264
}]
</instances>
